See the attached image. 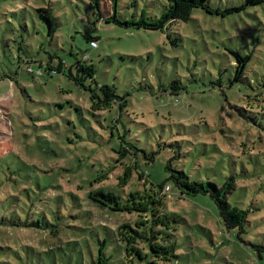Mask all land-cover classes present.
I'll return each instance as SVG.
<instances>
[{
    "label": "rangeland",
    "instance_id": "1",
    "mask_svg": "<svg viewBox=\"0 0 264 264\" xmlns=\"http://www.w3.org/2000/svg\"><path fill=\"white\" fill-rule=\"evenodd\" d=\"M92 1L0 0V264H127L122 223L164 250L132 264H264V0ZM168 164L232 187L242 229Z\"/></svg>",
    "mask_w": 264,
    "mask_h": 264
},
{
    "label": "trees",
    "instance_id": "2",
    "mask_svg": "<svg viewBox=\"0 0 264 264\" xmlns=\"http://www.w3.org/2000/svg\"><path fill=\"white\" fill-rule=\"evenodd\" d=\"M113 1L111 0V4L113 5ZM209 0H168V9L164 16V21H187L190 19V16L194 9L200 8L205 10L206 12H211V9L208 4ZM261 0H245V4L240 6L238 9H243L246 4H257L260 3ZM93 8L99 9V0L92 1ZM40 13H45L46 15L42 18L47 22L49 27V32L53 33L56 28L54 18L48 13L46 9L38 10ZM226 12H231V10H227ZM89 43L93 40L91 38L88 39ZM238 61L243 60L244 62L248 60V57H240L239 54H234ZM87 74H91V70L85 69ZM166 170L171 171L167 180L171 181L173 185L178 189L180 196H190L194 197L197 195H208L216 205L218 210V214L220 219L222 220L224 226L226 228H233L237 226L239 229H242V224L245 219V212L235 206L230 205L226 200V195L232 190V187H228L227 184L222 187H218L214 183L211 182H198L189 180L188 176L182 171L171 170L169 164L166 166ZM227 186V187H226ZM158 189H165V184H161L156 186ZM170 190V188L168 187ZM168 190V191H169ZM103 197L108 199H113L111 194L104 195ZM97 194H89V198L93 201H96L93 197L96 198ZM101 205H104L100 202ZM109 209L113 211L121 212L124 209H118L117 205L109 206ZM155 221L154 223H156ZM138 226L137 223H135ZM117 233V241L122 242L124 244V254H120L119 260L123 261L127 264H132V261L136 258L138 260H143L145 255H143L142 251L137 247L140 243L148 242L149 251L153 252L155 249V254L159 251L161 254V250L164 252L163 247L161 245H157L156 243L151 242L150 239L144 238L142 234L136 232L129 224L122 223L118 225L115 229ZM105 248V242L99 244L98 256L96 264H107L108 256L103 255V250ZM157 249V250H156ZM159 249V250H158ZM157 257V256H156Z\"/></svg>",
    "mask_w": 264,
    "mask_h": 264
},
{
    "label": "built area",
    "instance_id": "3",
    "mask_svg": "<svg viewBox=\"0 0 264 264\" xmlns=\"http://www.w3.org/2000/svg\"><path fill=\"white\" fill-rule=\"evenodd\" d=\"M90 47H92V48L96 47V43L94 41H92L90 43ZM168 190H169L168 187H165V191H168Z\"/></svg>",
    "mask_w": 264,
    "mask_h": 264
}]
</instances>
